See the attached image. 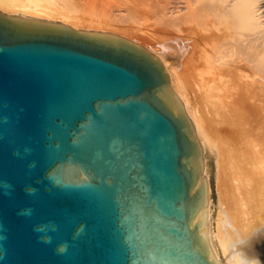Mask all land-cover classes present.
<instances>
[{
  "label": "water",
  "instance_id": "water-1",
  "mask_svg": "<svg viewBox=\"0 0 264 264\" xmlns=\"http://www.w3.org/2000/svg\"><path fill=\"white\" fill-rule=\"evenodd\" d=\"M204 175L146 47L0 11V264H216Z\"/></svg>",
  "mask_w": 264,
  "mask_h": 264
},
{
  "label": "bare ground",
  "instance_id": "bare-ground-1",
  "mask_svg": "<svg viewBox=\"0 0 264 264\" xmlns=\"http://www.w3.org/2000/svg\"><path fill=\"white\" fill-rule=\"evenodd\" d=\"M0 11L54 18V24L76 29L84 22L99 25L105 35L149 47L182 100L200 146L216 157L213 220L203 166L207 201L201 232L210 257L216 264H262L254 239L264 235V153L251 141L243 149L227 144L189 90L201 91L218 121L227 110L220 90H264V0H0Z\"/></svg>",
  "mask_w": 264,
  "mask_h": 264
},
{
  "label": "rangeland",
  "instance_id": "rangeland-1",
  "mask_svg": "<svg viewBox=\"0 0 264 264\" xmlns=\"http://www.w3.org/2000/svg\"><path fill=\"white\" fill-rule=\"evenodd\" d=\"M56 21H59V19H57ZM97 27H99V29ZM79 28L89 29V30L95 29L102 31V28L99 25L96 26L94 24L88 25V23L86 24L85 22L79 24ZM144 47L150 49L147 46ZM153 47H156V45H153ZM220 91L223 93L225 99L227 100V110L225 111L226 119L224 118L222 121H218L219 117L214 115L212 111L208 109V107L203 101L200 90H189L190 95H192L191 99L193 100L194 103H196V107L198 111L200 113L201 111L202 113L203 111H205V114L204 113L203 114L206 115L205 117L208 116V118L206 119L208 120V124L210 126L211 125L215 126L218 129L219 134H223L221 136L227 140V144L235 148L243 149L251 141L250 143L257 144L260 150L264 153V90H255V89L226 90L225 89ZM184 110L186 111L185 107ZM231 127H233V129H231ZM236 130H238V132ZM237 139H239V141ZM244 141L246 143H244ZM201 152H202L203 166L204 163H206L208 167L207 181L209 185V194H210V200L212 206L211 218L213 220V217L215 216V212H216V201H217L216 191H215L216 157L214 152L208 147H206V149H203L201 147ZM260 215L261 218L264 219V210L260 211ZM263 242H264V235H260L259 238L254 239V247L258 254L259 260L261 261L262 264H264V260L259 254L262 253L261 248L264 247Z\"/></svg>",
  "mask_w": 264,
  "mask_h": 264
},
{
  "label": "clouds",
  "instance_id": "clouds-1",
  "mask_svg": "<svg viewBox=\"0 0 264 264\" xmlns=\"http://www.w3.org/2000/svg\"><path fill=\"white\" fill-rule=\"evenodd\" d=\"M31 191H34V190L31 189L30 192H31Z\"/></svg>",
  "mask_w": 264,
  "mask_h": 264
}]
</instances>
